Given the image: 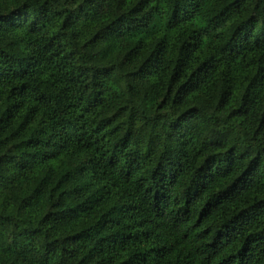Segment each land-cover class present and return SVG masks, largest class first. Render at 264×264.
<instances>
[{"label": "trees", "instance_id": "16d2710c", "mask_svg": "<svg viewBox=\"0 0 264 264\" xmlns=\"http://www.w3.org/2000/svg\"><path fill=\"white\" fill-rule=\"evenodd\" d=\"M0 25V264H264V0Z\"/></svg>", "mask_w": 264, "mask_h": 264}, {"label": "snow or ice", "instance_id": "6c2138e0", "mask_svg": "<svg viewBox=\"0 0 264 264\" xmlns=\"http://www.w3.org/2000/svg\"><path fill=\"white\" fill-rule=\"evenodd\" d=\"M0 31H4V28L2 25H0Z\"/></svg>", "mask_w": 264, "mask_h": 264}]
</instances>
